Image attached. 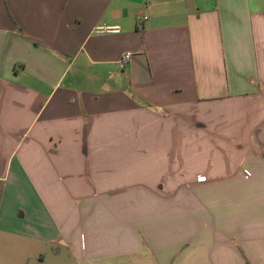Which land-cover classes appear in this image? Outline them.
<instances>
[{
    "label": "crops",
    "instance_id": "0c3cea01",
    "mask_svg": "<svg viewBox=\"0 0 264 264\" xmlns=\"http://www.w3.org/2000/svg\"><path fill=\"white\" fill-rule=\"evenodd\" d=\"M0 264H264V0H0Z\"/></svg>",
    "mask_w": 264,
    "mask_h": 264
},
{
    "label": "built area",
    "instance_id": "2783aa9c",
    "mask_svg": "<svg viewBox=\"0 0 264 264\" xmlns=\"http://www.w3.org/2000/svg\"><path fill=\"white\" fill-rule=\"evenodd\" d=\"M100 33H110V34H118L120 32V29L118 26H113V25H108V26H103L98 29ZM131 55L129 53H126L121 56V58L118 60V68L120 70H123L126 68L130 61ZM204 177H199L197 178V181L202 182L204 181Z\"/></svg>",
    "mask_w": 264,
    "mask_h": 264
},
{
    "label": "rangeland",
    "instance_id": "374dc122",
    "mask_svg": "<svg viewBox=\"0 0 264 264\" xmlns=\"http://www.w3.org/2000/svg\"><path fill=\"white\" fill-rule=\"evenodd\" d=\"M44 251H45V249H44ZM63 254H64V255H68V251H65V250H64V251H63Z\"/></svg>",
    "mask_w": 264,
    "mask_h": 264
}]
</instances>
